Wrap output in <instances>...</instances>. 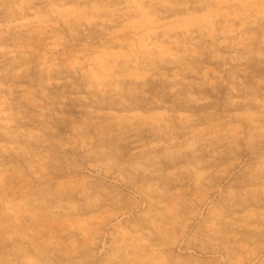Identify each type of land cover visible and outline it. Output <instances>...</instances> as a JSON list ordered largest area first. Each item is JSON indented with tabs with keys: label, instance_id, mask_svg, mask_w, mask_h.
I'll return each mask as SVG.
<instances>
[{
	"label": "rangeland",
	"instance_id": "1",
	"mask_svg": "<svg viewBox=\"0 0 264 264\" xmlns=\"http://www.w3.org/2000/svg\"><path fill=\"white\" fill-rule=\"evenodd\" d=\"M0 264H264V0H0Z\"/></svg>",
	"mask_w": 264,
	"mask_h": 264
}]
</instances>
